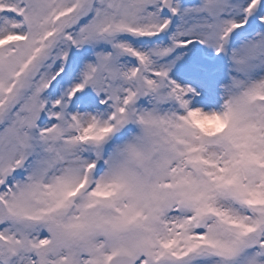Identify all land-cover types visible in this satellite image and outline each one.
Listing matches in <instances>:
<instances>
[{
    "label": "snow or ice",
    "instance_id": "1",
    "mask_svg": "<svg viewBox=\"0 0 264 264\" xmlns=\"http://www.w3.org/2000/svg\"><path fill=\"white\" fill-rule=\"evenodd\" d=\"M0 264H264V0H0Z\"/></svg>",
    "mask_w": 264,
    "mask_h": 264
}]
</instances>
